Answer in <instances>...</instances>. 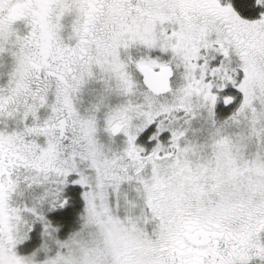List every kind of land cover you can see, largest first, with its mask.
<instances>
[{"label": "snow or ice", "instance_id": "6c2138e0", "mask_svg": "<svg viewBox=\"0 0 264 264\" xmlns=\"http://www.w3.org/2000/svg\"><path fill=\"white\" fill-rule=\"evenodd\" d=\"M0 264H264V0H0Z\"/></svg>", "mask_w": 264, "mask_h": 264}]
</instances>
